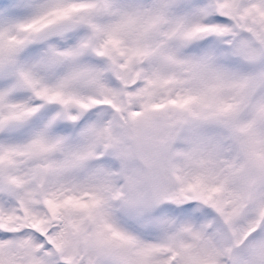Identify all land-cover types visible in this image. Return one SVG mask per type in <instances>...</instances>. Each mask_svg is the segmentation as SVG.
<instances>
[{"label": "snow or ice", "instance_id": "6c2138e0", "mask_svg": "<svg viewBox=\"0 0 264 264\" xmlns=\"http://www.w3.org/2000/svg\"><path fill=\"white\" fill-rule=\"evenodd\" d=\"M0 264H264V0H0Z\"/></svg>", "mask_w": 264, "mask_h": 264}]
</instances>
